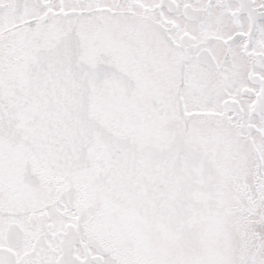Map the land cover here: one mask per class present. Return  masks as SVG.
<instances>
[{"label":"snow or ice","instance_id":"1","mask_svg":"<svg viewBox=\"0 0 264 264\" xmlns=\"http://www.w3.org/2000/svg\"><path fill=\"white\" fill-rule=\"evenodd\" d=\"M0 264H264V0H0Z\"/></svg>","mask_w":264,"mask_h":264}]
</instances>
